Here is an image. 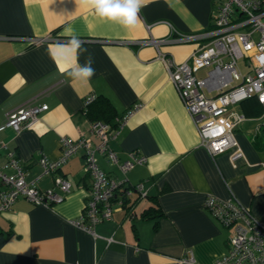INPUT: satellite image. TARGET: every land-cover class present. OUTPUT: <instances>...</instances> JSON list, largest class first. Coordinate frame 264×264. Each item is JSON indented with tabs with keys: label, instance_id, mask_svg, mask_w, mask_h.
<instances>
[{
	"label": "crops",
	"instance_id": "crops-1",
	"mask_svg": "<svg viewBox=\"0 0 264 264\" xmlns=\"http://www.w3.org/2000/svg\"><path fill=\"white\" fill-rule=\"evenodd\" d=\"M217 2L143 0L137 23L125 28L98 16L84 0H0V124L7 111L29 99L48 105L31 127L0 130V162L4 152L13 150L26 179L37 187H51L55 174L72 183L60 201L37 205L18 198L0 212V264H175L187 251L207 264L228 245V229L203 205L207 194L234 196L255 216L264 214V127L256 128L264 104L251 97L233 106L246 116L234 130L245 159L236 166L227 152L213 159L200 144L157 49L122 42L164 37L159 49L182 61L197 42L177 39L178 33L209 28ZM42 36L49 38L30 40ZM73 38L80 41L78 49L71 45ZM89 58L94 74L75 76ZM90 93L107 100L116 116L140 103L108 146L119 160L137 150L146 161L122 175L104 154L96 157L109 176L142 181L147 188V195L133 203L132 214L114 210L111 219L95 224L94 234L74 223L91 187L83 151L55 173L41 174L37 162L40 154L61 155L62 135H84L97 143L83 109Z\"/></svg>",
	"mask_w": 264,
	"mask_h": 264
},
{
	"label": "built area",
	"instance_id": "built-area-1",
	"mask_svg": "<svg viewBox=\"0 0 264 264\" xmlns=\"http://www.w3.org/2000/svg\"><path fill=\"white\" fill-rule=\"evenodd\" d=\"M48 36L31 37L32 42L47 40ZM177 39L197 42L196 48L182 61H176L159 49L164 37L147 36L124 40V43L150 44L157 49V57L163 64L199 136V142L214 159L227 152L232 166L245 159L235 135V127L246 116L233 108L238 102L255 97L264 104V0H218L209 28L200 32L178 33ZM244 58L246 72L238 59ZM200 69L204 73L198 74ZM94 93L85 97L83 109L95 98ZM140 103L113 118L110 122L91 119L88 131L97 138L93 143L81 135L59 138L61 155L51 159L45 154L37 157L41 174L55 173L71 155L83 151L85 169L91 178V187L79 217L74 223L94 234L95 224L111 219L114 210L129 208L136 198L147 195L142 181L128 183L126 176L119 179L109 176L97 163L96 154H104L125 175L136 164L146 161L137 150L128 152L126 159L119 160L109 148L108 141L122 127L127 117ZM48 108L47 103H35L29 99L5 114L0 130L10 128L18 132L31 127ZM256 128L264 127V112L256 117ZM0 144V154L3 153ZM6 159L0 162V212L5 211L18 198L33 204L50 205L60 201L72 187L71 181L62 174H55L53 185L41 189L33 180L26 179V171L13 150L4 152ZM9 169L10 171H7ZM136 196H133V193ZM203 205L209 213L228 229L227 250L207 264H264V214L255 216L248 206L239 203L234 196L220 199L207 194ZM175 264H202L195 260L192 251L175 258Z\"/></svg>",
	"mask_w": 264,
	"mask_h": 264
},
{
	"label": "clouds",
	"instance_id": "clouds-1",
	"mask_svg": "<svg viewBox=\"0 0 264 264\" xmlns=\"http://www.w3.org/2000/svg\"><path fill=\"white\" fill-rule=\"evenodd\" d=\"M84 2L94 7L98 16L118 22L125 28H131L137 23V13L143 0H84ZM71 45L74 49H78L80 41L73 38ZM93 74L91 58L83 68L74 73L77 77H90Z\"/></svg>",
	"mask_w": 264,
	"mask_h": 264
},
{
	"label": "trees",
	"instance_id": "trees-1",
	"mask_svg": "<svg viewBox=\"0 0 264 264\" xmlns=\"http://www.w3.org/2000/svg\"><path fill=\"white\" fill-rule=\"evenodd\" d=\"M85 113L89 116L90 119H101L114 125L113 118L116 115L113 112L111 104L104 98L95 97L90 103L86 105ZM138 198H136L135 200H137ZM126 211L129 212L128 207L126 208Z\"/></svg>",
	"mask_w": 264,
	"mask_h": 264
},
{
	"label": "rangeland",
	"instance_id": "rangeland-1",
	"mask_svg": "<svg viewBox=\"0 0 264 264\" xmlns=\"http://www.w3.org/2000/svg\"><path fill=\"white\" fill-rule=\"evenodd\" d=\"M238 65H239L240 69H241L243 72H246V71H247L248 67L246 66V63H245V61H244V58H240V59H238ZM136 195H137V194L134 192V193H133V196H136ZM142 198H144V197H142ZM142 198H140V199H142Z\"/></svg>",
	"mask_w": 264,
	"mask_h": 264
}]
</instances>
